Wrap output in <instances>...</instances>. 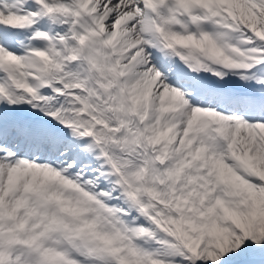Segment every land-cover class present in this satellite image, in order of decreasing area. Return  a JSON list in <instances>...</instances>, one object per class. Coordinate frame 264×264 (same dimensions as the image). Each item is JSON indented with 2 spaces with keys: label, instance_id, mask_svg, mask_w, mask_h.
Segmentation results:
<instances>
[{
  "label": "snow or ice",
  "instance_id": "obj_1",
  "mask_svg": "<svg viewBox=\"0 0 264 264\" xmlns=\"http://www.w3.org/2000/svg\"><path fill=\"white\" fill-rule=\"evenodd\" d=\"M0 264H264V0H0Z\"/></svg>",
  "mask_w": 264,
  "mask_h": 264
}]
</instances>
